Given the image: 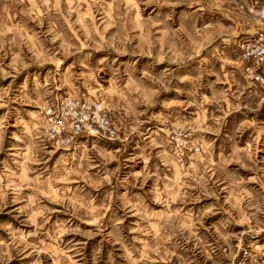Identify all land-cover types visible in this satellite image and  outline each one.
Listing matches in <instances>:
<instances>
[{
    "label": "rangeland",
    "instance_id": "obj_1",
    "mask_svg": "<svg viewBox=\"0 0 264 264\" xmlns=\"http://www.w3.org/2000/svg\"><path fill=\"white\" fill-rule=\"evenodd\" d=\"M210 1L264 7L0 0V264H264V73ZM66 96L116 136L55 146Z\"/></svg>",
    "mask_w": 264,
    "mask_h": 264
},
{
    "label": "built area",
    "instance_id": "obj_2",
    "mask_svg": "<svg viewBox=\"0 0 264 264\" xmlns=\"http://www.w3.org/2000/svg\"><path fill=\"white\" fill-rule=\"evenodd\" d=\"M235 4L234 0H228ZM241 18L255 25V40L246 45L244 60L264 73V7L239 8ZM238 12V11H237ZM262 80L261 76H256ZM45 135L55 146L70 147L75 139H111L117 127L103 100L89 96H66L44 109Z\"/></svg>",
    "mask_w": 264,
    "mask_h": 264
},
{
    "label": "crops",
    "instance_id": "obj_3",
    "mask_svg": "<svg viewBox=\"0 0 264 264\" xmlns=\"http://www.w3.org/2000/svg\"><path fill=\"white\" fill-rule=\"evenodd\" d=\"M216 3L217 2L213 3L212 1H210L209 8L216 11L220 16H222L224 19H226L232 23H234V21L238 22L236 24V27H237L236 28V36H233L232 38H227V37H224V38L220 37L219 38L221 44L223 45L222 49L224 50V52L228 51V52L232 53L231 51H235V49L237 47L236 45H238V43L240 41L239 38L246 37V36H248V37L253 36L256 28H255L254 23L245 22L243 20V18H241V16L238 13L225 9L224 4L218 5ZM236 38L238 40H236ZM226 46H230V49L227 48ZM220 52H221V54H224L222 50ZM230 60L233 63L238 62V60H236V61H233L232 59H230Z\"/></svg>",
    "mask_w": 264,
    "mask_h": 264
}]
</instances>
